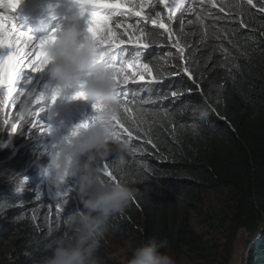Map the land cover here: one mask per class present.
<instances>
[{
  "label": "trees",
  "instance_id": "trees-1",
  "mask_svg": "<svg viewBox=\"0 0 264 264\" xmlns=\"http://www.w3.org/2000/svg\"><path fill=\"white\" fill-rule=\"evenodd\" d=\"M168 15L165 10L163 23L171 36L153 24L142 25L153 34L145 41L150 47L143 62L153 66L159 81L140 82L141 98L147 100L141 106L148 110L142 127L150 126L157 147L141 133V139L128 141L129 151L106 161L111 167L123 155L118 180L139 189L126 212L113 217L107 237L135 234L138 243L166 239L162 251L205 258L212 241L198 231L194 211L205 203L204 194L214 191L222 204L216 226L231 240L246 231L254 244L245 264H264V13L244 0L217 5L193 0L177 19ZM212 85L215 99H209ZM205 101L211 108L207 121H200L195 109ZM84 106L89 121L95 118V110ZM19 115V109L13 111L5 135L8 115L0 110V141L9 144L0 149V257L9 264H40L51 255L45 245L70 232L67 217L82 205L75 185L63 212L41 205L34 179L39 160L28 128L11 130ZM105 249L104 240L99 254Z\"/></svg>",
  "mask_w": 264,
  "mask_h": 264
},
{
  "label": "clouds",
  "instance_id": "clouds-1",
  "mask_svg": "<svg viewBox=\"0 0 264 264\" xmlns=\"http://www.w3.org/2000/svg\"><path fill=\"white\" fill-rule=\"evenodd\" d=\"M77 4L79 11L67 18L62 30L58 29L60 35L54 33L55 38L47 49V61L41 70L50 66L55 93L58 90L60 95L69 91H74L73 96L80 94L74 100L92 103L96 106V116L58 141L51 162L44 170L58 193H63L70 179H75L82 208L67 217L70 232L45 245L51 255L43 258L40 264H104L99 250L108 235L110 222L113 217L125 213L139 194V189L126 181L109 182L103 176L105 162L114 151L127 152L130 145L117 135L115 129L123 102L109 66V53L88 26L87 7L81 0H77ZM216 88L210 86L209 99L216 98L212 95ZM34 106V99L29 94L24 114L30 116ZM210 108L208 101L196 107L200 121H207ZM193 130L194 133L198 131L197 125H193ZM6 147L9 144L0 141V149ZM115 160L111 169L116 176L122 175L123 155ZM167 247L166 239L153 237L133 248L127 264H176L172 255L162 251Z\"/></svg>",
  "mask_w": 264,
  "mask_h": 264
},
{
  "label": "snow or ice",
  "instance_id": "snow-or-ice-1",
  "mask_svg": "<svg viewBox=\"0 0 264 264\" xmlns=\"http://www.w3.org/2000/svg\"><path fill=\"white\" fill-rule=\"evenodd\" d=\"M2 2L3 0H0V3ZM158 2L167 4V0H158ZM81 3L87 7L89 12L88 26L109 53V66L114 72L118 95L123 102L121 115L115 121L117 135L121 138L126 136L128 140L125 141L128 142L132 139H141V133H143L146 142L156 148L157 145L149 135L150 126L147 129L142 127V125L147 123L148 110L141 106L147 103V100L141 98L144 88L140 85V82L145 81L146 77L150 78L149 82L159 83L154 75L153 66L150 63L143 62L144 52L150 47V43L145 41H150L153 38V34L146 32L144 28L139 27V24L134 28L131 24L125 26L123 22H115L116 29L124 28L122 35L117 33L111 23L113 17L126 14L120 11L124 7L121 0H81ZM19 4L20 0H11L7 7L16 10ZM247 4L252 5L253 0H247ZM133 7L140 10L133 11V8H129L127 9V14H134L140 17L144 8L143 3ZM220 11L224 12V7H221ZM261 11H264V9H261ZM105 13L107 14L105 15ZM15 20V16H5L0 12V49H10L6 56H0V110L3 109L8 99L12 100L13 105L19 101L21 107L20 119L30 126L28 134L32 130L43 134L50 132L51 129L47 128L40 120V114L44 109L35 106H39L44 97L41 95L34 99L35 106L32 108V113L30 116H26L23 108L29 94H26L23 89L17 86V81L22 72L36 73L44 67L47 61V49L51 46L55 36L53 34L45 39L36 40L28 32L22 31L20 24L14 23ZM144 22L148 23L147 17H144ZM150 22L154 26L164 29L169 33V36L172 35L169 26L161 22L159 13ZM128 45L134 46L131 56H129ZM173 47H177V45H173ZM177 50L182 54V49L177 48ZM184 71L187 72V69L185 68ZM130 93L131 98H129ZM58 95L60 93L57 90L52 96V100L54 101ZM79 95L73 96L72 99H77ZM171 95L177 96L178 94L177 92H172ZM150 99L151 96L148 97V100ZM11 130L15 133L17 131L16 126L13 125ZM54 152L55 146L52 154ZM104 169L103 176L107 178V181L119 182L108 162H105ZM72 190L69 188L59 194L61 198L55 204L57 214L64 211L62 204L67 203V193Z\"/></svg>",
  "mask_w": 264,
  "mask_h": 264
},
{
  "label": "rangeland",
  "instance_id": "rangeland-1",
  "mask_svg": "<svg viewBox=\"0 0 264 264\" xmlns=\"http://www.w3.org/2000/svg\"><path fill=\"white\" fill-rule=\"evenodd\" d=\"M192 1L193 0H167V4H161L158 2V0H121V2L124 4V7L120 10L126 14L120 15L118 17H113L111 26L117 31L119 35H122L124 28L121 27L119 29H116L115 22H123L125 26L131 24L134 28H136L137 23H131L126 19V17L128 16H133L140 19L138 24L139 27L142 28V25L151 24L150 21L156 17L157 13L160 14L161 22H163V19H165V10H168V16L170 19H177L176 16H179L187 3H191ZM199 1L217 5V3H219L221 0ZM76 2V0H61V4H59L60 9H45V12L47 13L54 12L61 16L59 19H57L52 27V35L55 33L57 36H59L60 32L58 31V29L62 30V27L66 26L67 24V18L77 12L74 8V4ZM141 3H143L144 8L140 17H137L134 14H127V9L129 8H133V11L140 10L138 8H134L133 6ZM252 5L260 8V10L264 9V0H253ZM144 17L148 18V23L144 22ZM124 38L126 39V37ZM9 52L10 49H0V56H6ZM148 81L149 78L146 77V80L141 81V83H147ZM17 86L23 89L26 94H31L33 99L42 95L44 99L42 100L41 105L50 103L54 106V108H57L60 104L63 103V105H67V103L65 104V97H67L68 101L85 102L84 100L72 99L74 91H69L67 93H62L59 97L56 98L55 103H53L52 96L55 94L56 84L52 79V70L50 66L36 73L29 71L22 72L17 81ZM89 104L90 107H92V109L94 110V105L92 103ZM17 109L21 111L19 101H17L15 105H13L12 100L8 99L1 111H3L4 114L8 115V120L10 121L13 111ZM82 110L84 112H87V108H85L84 106H82ZM51 111L52 109L47 110L48 113H51ZM56 112L57 110L54 111V113ZM50 117L53 118L52 115ZM16 120L18 121V123L16 124L17 130L18 128L23 129L26 127L28 128L29 132L30 126L20 119V115L19 117H16ZM45 121H48L49 123V118L42 119V122L48 128L49 125L45 123ZM82 121L85 122L87 121V119H83ZM57 122H59V120H57ZM56 129V131H51V133L48 135L50 139L45 135L46 132L41 134L36 130H32V132L28 136V139L32 140V146L34 147L39 160V164L36 165V167L39 166V168H36V175L34 177V179L37 181L36 191L41 201L43 202V204L41 203V205L49 212L50 210H55V204L56 201L60 199V193L57 192L55 186L51 183V177L45 175L44 170L49 166L51 162L53 148L56 145V134L60 133L63 135V137H66L70 136L73 132L68 131L65 133L61 129H58L57 124ZM114 154L119 153L114 151ZM41 164H43L42 167H40ZM41 178L43 180H41ZM40 180L41 183H39ZM74 185L77 186V181L75 179H70L65 185L63 192L69 188H73ZM199 199L195 202V206L198 205L200 201ZM203 199L205 200V203L200 204V209L194 211V217L198 231L202 235H204L206 239L212 241V247L208 252H205V258H202L201 255L195 256L192 254H177L172 250H169L168 253L172 255L176 260V264H245L246 258L248 257V251L254 244V242L250 241L246 231H242L236 237V239L231 240L226 230L216 226L214 219L216 215H218L222 210V204L220 202L219 194L214 191H210L204 194ZM136 240L137 235L135 234L126 235V237L124 236L118 240H113L109 237H106V249L99 254L103 259L104 264H127L128 260L131 258L133 248L141 244ZM129 242H131V246H129ZM0 264H9V261H7L4 256H1Z\"/></svg>",
  "mask_w": 264,
  "mask_h": 264
},
{
  "label": "bare ground",
  "instance_id": "bare-ground-1",
  "mask_svg": "<svg viewBox=\"0 0 264 264\" xmlns=\"http://www.w3.org/2000/svg\"><path fill=\"white\" fill-rule=\"evenodd\" d=\"M26 4H27V0H20V4L18 5V9L21 10L23 15H25L27 13V11L33 9V7L37 6L39 3L36 0H32L30 7H25ZM22 7H24V8H22ZM47 22H43V26L46 25ZM40 26H42V25H40ZM57 34H58V32H57Z\"/></svg>",
  "mask_w": 264,
  "mask_h": 264
}]
</instances>
